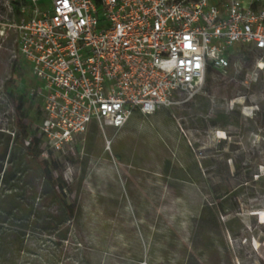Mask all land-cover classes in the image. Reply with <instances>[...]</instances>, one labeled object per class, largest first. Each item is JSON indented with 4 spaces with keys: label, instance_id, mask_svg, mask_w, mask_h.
<instances>
[{
    "label": "rangeland",
    "instance_id": "374dc122",
    "mask_svg": "<svg viewBox=\"0 0 264 264\" xmlns=\"http://www.w3.org/2000/svg\"><path fill=\"white\" fill-rule=\"evenodd\" d=\"M9 2L0 0V232L22 251L11 264H264V77L241 84L256 56L206 76L188 103L97 128L53 155L72 220L14 137L3 85L19 15ZM22 66L18 92L37 83Z\"/></svg>",
    "mask_w": 264,
    "mask_h": 264
},
{
    "label": "built area",
    "instance_id": "2783aa9c",
    "mask_svg": "<svg viewBox=\"0 0 264 264\" xmlns=\"http://www.w3.org/2000/svg\"><path fill=\"white\" fill-rule=\"evenodd\" d=\"M18 15L40 161L69 154L92 124L119 131L136 113L194 100L207 70L225 72L235 57L256 56L243 86L264 77V0H51L44 11L19 0Z\"/></svg>",
    "mask_w": 264,
    "mask_h": 264
},
{
    "label": "trees",
    "instance_id": "16d2710c",
    "mask_svg": "<svg viewBox=\"0 0 264 264\" xmlns=\"http://www.w3.org/2000/svg\"><path fill=\"white\" fill-rule=\"evenodd\" d=\"M10 4L13 11L18 14L19 1L10 0ZM16 51L17 56H15V59L13 60L11 66V77L4 83L3 90L13 107L15 129L14 137L16 143L24 149L27 156L36 161L40 158L43 141L42 138L38 135L37 128L35 127L32 129V126L36 121L40 123L41 112L36 107L34 102L28 97L27 90L23 89L21 92H18L15 77L23 74L24 68L22 66V58L18 53L17 46ZM213 72L214 70L209 68L207 70V76H210ZM96 129V125L92 124L90 125L87 133H89L90 131H95ZM5 151L6 149L3 150V153H5ZM39 166L43 178L57 190V197L63 205L68 217H70L72 220H75L77 208L73 203L67 202V196L65 194L67 183L62 180H53V176L61 172L59 161L54 159V157L51 155L48 160L41 161ZM6 172L7 168H5V170L2 172V166H0V174L2 173V180L4 179ZM16 238L17 237H15L14 239L16 240ZM14 245L15 243H13L12 246ZM14 248H9V246L5 242V236L0 232V264H11L12 261H15L16 255L18 256L20 253H22V251H19L18 247H16L15 250Z\"/></svg>",
    "mask_w": 264,
    "mask_h": 264
},
{
    "label": "crops",
    "instance_id": "0c3cea01",
    "mask_svg": "<svg viewBox=\"0 0 264 264\" xmlns=\"http://www.w3.org/2000/svg\"><path fill=\"white\" fill-rule=\"evenodd\" d=\"M138 114V113H137ZM141 116V115H140Z\"/></svg>",
    "mask_w": 264,
    "mask_h": 264
}]
</instances>
